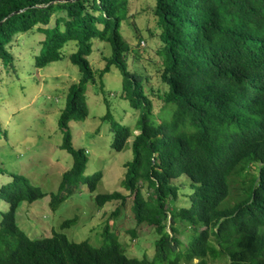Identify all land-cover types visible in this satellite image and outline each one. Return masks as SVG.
Returning <instances> with one entry per match:
<instances>
[{"label":"trees","instance_id":"obj_1","mask_svg":"<svg viewBox=\"0 0 264 264\" xmlns=\"http://www.w3.org/2000/svg\"><path fill=\"white\" fill-rule=\"evenodd\" d=\"M155 3L161 80L167 88L151 90L157 102L146 94L149 78L128 66L140 45L134 48L123 38L130 0H0V61L7 71H16L8 46L35 27L45 35L36 69L64 60L67 45H76L68 58L80 79L70 86L58 119L60 147L73 157V165L51 195L50 207L56 210L65 201V191L72 193L86 170L87 151L74 147L70 124L89 116L87 89L92 86L106 98L118 95L136 112L138 134L113 120L110 111L103 119L113 121L117 153L132 142L123 186L133 196L137 223L155 229L153 256L143 258L127 256L108 228L101 247L70 241L55 230L31 239L19 227L17 213L24 202L46 194L14 173L0 188L6 203L0 264H264V0ZM95 38L111 49L99 73L89 60ZM113 68L122 75L121 94L103 91L104 77ZM102 179L101 172L85 178L91 193ZM185 187L188 203L174 208ZM116 199L122 200L112 214L118 218L127 197L98 195L95 202L103 207ZM74 223L65 221L61 229ZM135 232H130L133 237Z\"/></svg>","mask_w":264,"mask_h":264},{"label":"rangeland","instance_id":"obj_2","mask_svg":"<svg viewBox=\"0 0 264 264\" xmlns=\"http://www.w3.org/2000/svg\"><path fill=\"white\" fill-rule=\"evenodd\" d=\"M155 0H130L129 18L122 23L124 40L139 48L138 57L129 60V69L149 78L146 94L157 99L151 90L166 91L161 80L160 41L153 9ZM35 29L27 34H19L8 46L14 56V68L9 71L0 61V188L11 181V174L25 175L46 197L34 203L24 202L17 213L19 227L31 238L39 239L55 232L65 234L70 241H88L92 246L103 245L106 228L118 235L124 244L127 256L143 258L153 256L155 229L148 224H138L131 209L133 196L123 186L126 164L133 158L132 142L124 151L113 149L114 133L112 119L104 120L107 112L120 125L135 127L136 112L129 102L119 101L118 95L107 96L89 86L87 102L89 116L82 122H72L73 144L77 149L87 151V166L83 178L72 193L65 191V201L56 209L50 207L51 195L57 193L65 172L73 165V157L61 149L62 133L58 129V119L64 108L65 96L70 86L80 79L79 68L68 56L76 45L70 43L65 49L66 58L52 63L45 69H36L35 56L39 54L41 41L45 35ZM48 28V27H47ZM140 41V42H139ZM93 53L89 60L95 71H102L106 58L110 57L108 43L93 41ZM103 91L121 94L122 75L113 68L104 77ZM151 92V93H150ZM106 99L109 101L106 103ZM119 104V105H118ZM138 134L136 129H133ZM252 165L250 169H255ZM102 173L103 179L93 193L85 183V178ZM119 193L127 197L121 216L112 214L122 207V200H114L99 207L95 202L98 195ZM189 187L181 189L174 208L186 206ZM6 203L0 200V222ZM76 219V223L61 229L65 221ZM135 230L136 237L130 233ZM168 231H170L168 229ZM187 243L185 236H180ZM5 251V247H1ZM214 264H226L214 262Z\"/></svg>","mask_w":264,"mask_h":264}]
</instances>
